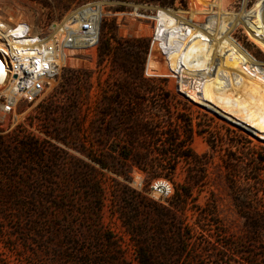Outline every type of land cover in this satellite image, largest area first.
<instances>
[{
  "label": "rangeland",
  "instance_id": "obj_1",
  "mask_svg": "<svg viewBox=\"0 0 264 264\" xmlns=\"http://www.w3.org/2000/svg\"><path fill=\"white\" fill-rule=\"evenodd\" d=\"M44 1L45 7L35 0H0V16L24 21L46 36L53 25L95 19L97 44L68 52L56 82L33 103L19 101L7 111L9 100L0 88V131L19 129L46 149L34 168L50 173H40L42 188L23 193L65 199L62 210H50L49 220L30 211L0 210V264H137L136 240L147 244L154 264H264V0H176L173 5L168 0H90L78 6L76 0L68 12L62 11L70 1ZM104 25L107 32L113 29L125 52L142 56L146 50L142 74L154 81L153 93L124 94L128 72H117L110 60L100 62V39L110 36L102 32ZM218 34L241 45L243 60L231 66L217 58ZM189 38L190 65L197 67L205 47L208 68L187 77L168 63L175 51L189 50ZM150 55L158 65L147 72ZM249 56L256 62L252 71ZM118 84L126 90L118 94L121 105L112 97ZM247 89L258 98L248 97ZM134 99L142 100L146 118L162 119V130L177 131V141L162 135L158 141L134 140L130 147L119 140L112 114L134 107ZM173 145L182 146L183 155L160 156ZM117 146L131 153L137 149L140 156L147 151L148 161L174 165L175 171L163 175L132 167L118 176L92 161L120 171ZM151 176L171 184L168 199L153 196ZM92 179L101 184L103 196L98 217L88 189ZM125 188L146 201L130 194L128 204ZM176 188L189 194L183 196V211L168 203ZM161 208L171 210L173 219L160 221ZM131 226L142 235L131 237Z\"/></svg>",
  "mask_w": 264,
  "mask_h": 264
},
{
  "label": "trees",
  "instance_id": "obj_2",
  "mask_svg": "<svg viewBox=\"0 0 264 264\" xmlns=\"http://www.w3.org/2000/svg\"><path fill=\"white\" fill-rule=\"evenodd\" d=\"M40 5L45 7L44 0H35ZM69 2V6L63 7L62 12H68L71 9V1L76 0H67ZM90 0H78L76 5L78 6L80 3L81 5L87 3ZM114 1H121L124 2L126 0H114ZM143 1V0H140ZM170 5H173L176 0H168ZM183 0H181L182 3ZM75 6V7H77ZM68 28L74 29L78 26V24H66ZM105 34L109 33L110 36L106 37L103 36L100 39L99 46H98V53L100 57V62H104L105 60H110L112 67L117 72L124 70L129 74V82L125 83L126 92L121 90L124 87V84L117 85L115 91L113 93L114 96L109 95L107 98H115L114 102L117 105H121L124 103V99L118 94L124 95L128 93L131 95V98H136L139 93L142 94H149L153 93V80H147L143 77L142 70H143V57L146 53V50L143 52L142 56H134L132 52H125L118 46V42L115 40L114 32L112 28H108V32L106 31V27L102 30ZM104 34V35H105ZM113 35V36H112ZM190 36V35H189ZM113 42L117 43L114 44ZM191 45L192 41L189 38V50L188 51H175L170 56V64L171 69L176 72L177 74H185V76H194L195 73L205 72L208 68L207 57L205 55V47L200 48V52L202 57L198 59L197 69H194V66L190 65L191 63ZM193 46H195L193 44ZM204 49V50H203ZM122 55H127L128 59L123 58ZM132 57V60L129 58ZM195 59V58H194ZM157 58L150 55L147 60V72L151 69L157 68ZM256 63V62H255ZM135 66V67H134ZM134 67V68H133ZM185 71V72H184ZM254 74L257 75V69L255 68ZM196 75V74H195ZM182 76V75H181ZM207 85L209 83H206ZM219 86L227 85V84H217ZM231 85V84H229ZM124 94H123V92ZM130 92V93H129ZM194 93V92H193ZM246 95L251 98H258V94L253 92L252 89H247ZM261 96V95H260ZM134 107H127V109L119 110L116 108L114 110L112 116L113 117V128H116V136L119 140L124 139L126 144H129L130 147L135 144V141H146V140H153L158 141V139L164 135L166 139L170 140L171 142L177 141V131L169 132L168 130H162L158 125L162 119H148L145 117V111L142 108V100L137 102L134 99ZM108 113V112H107ZM162 116H166L162 113ZM21 130L17 129L12 131L10 134H4L3 131H0V210L5 209L13 210L20 213L32 212L37 214L41 217V219L49 220L48 217L51 215L50 210H62L64 208V200L63 198L57 197H37L36 195L28 196L25 195L23 192L25 191H33L36 189L42 188V184L38 185L39 178L42 176L45 177L50 172L43 171L38 172L34 168L36 165L42 162L43 156L41 155V151H45L44 144L42 142H38L34 140L33 137L28 135L20 134ZM188 133V132H187ZM190 137V132L188 135V139ZM189 142V141H188ZM174 148H166L165 151L160 152V156L165 158H170L171 155L177 153L178 155H183L182 146L173 145ZM133 148V147H132ZM124 147L117 146V149H114V153H117L119 156L120 168L121 170H116L109 166L107 163L92 160L94 163L98 164L102 169L113 171L118 176L128 175L132 167H137L139 170L145 172L148 169L158 170L159 172L164 171L172 175L175 171V166L170 164H153V162L148 161L149 152H144L141 156L138 155L137 149H134V153L130 151L125 152ZM41 173V177H40ZM39 175V176H38ZM162 175V174H161ZM162 176H151L149 182L152 180L159 179ZM165 177V176H163ZM194 180L192 184L194 185ZM101 184L97 180H90L88 182V189L90 191V201L92 204V211L95 213L96 217H98L101 213V202L103 201L102 193L100 192ZM44 187V186H43ZM126 189L125 194H129L124 198L128 204H130V200L128 199L131 195L132 198L135 200L140 199L141 201H146L144 197L135 191H130ZM22 191L19 194L18 191ZM11 191V192H10ZM131 194V195H130ZM184 195H189L187 192L183 190V188H176L175 194L172 197L171 201H169V205L175 206L180 205V210H184L185 208L183 205L186 203L184 202ZM180 197V198H179ZM182 197V199H181ZM136 203V202H135ZM148 203V202H144ZM151 203V202H150ZM149 203V204H150ZM148 204V205H149ZM154 205V204H151ZM136 206H138L136 204ZM143 207L145 205L143 204ZM163 213L159 216L160 221L163 223L165 221H169L173 219L171 217V210L167 208H161ZM179 224V229L182 230L184 225V219L177 221ZM166 224V223H165ZM140 230V229H138ZM138 230L134 231L133 226H131L130 231L128 232L131 237L139 234L142 235L141 232ZM206 232V230H202ZM163 236V235H162ZM166 236V235H165ZM162 241H168L166 237H158ZM183 236L179 239H182ZM185 240L182 239L184 243ZM180 244V245H181ZM135 251L137 253V264H154L152 258V253L147 248V244L143 241L136 240L133 243ZM184 247V246H183ZM116 248L115 245L111 246V249Z\"/></svg>",
  "mask_w": 264,
  "mask_h": 264
},
{
  "label": "built area",
  "instance_id": "obj_3",
  "mask_svg": "<svg viewBox=\"0 0 264 264\" xmlns=\"http://www.w3.org/2000/svg\"><path fill=\"white\" fill-rule=\"evenodd\" d=\"M47 36L32 30L24 22L11 23L0 16V61L5 70L2 80L9 106L33 103L56 82L68 52L97 44L98 28L95 19L83 18L74 29L64 23L50 27ZM172 186L165 180L151 184L154 197L166 200L172 195Z\"/></svg>",
  "mask_w": 264,
  "mask_h": 264
},
{
  "label": "bare ground",
  "instance_id": "obj_4",
  "mask_svg": "<svg viewBox=\"0 0 264 264\" xmlns=\"http://www.w3.org/2000/svg\"><path fill=\"white\" fill-rule=\"evenodd\" d=\"M11 23H16L14 22L13 19H10ZM216 44L213 47V51H215L217 58L223 59L225 61H229L232 63L231 66H233L237 59L243 57L245 55L244 50H242V47L239 43L234 42L230 37L224 36L221 34H218L217 38L215 39ZM251 60V71L255 67L254 60L249 56ZM239 67L246 72V63L244 61H241L239 63ZM5 74V70L3 68V65L0 61V88L3 87L2 85V80Z\"/></svg>",
  "mask_w": 264,
  "mask_h": 264
}]
</instances>
